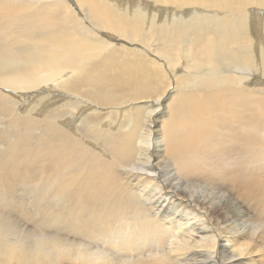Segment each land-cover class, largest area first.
Segmentation results:
<instances>
[{"label": "bare ground", "instance_id": "obj_1", "mask_svg": "<svg viewBox=\"0 0 264 264\" xmlns=\"http://www.w3.org/2000/svg\"><path fill=\"white\" fill-rule=\"evenodd\" d=\"M263 16L264 0H0V189L13 211L0 208V264H264L260 223L220 215L237 191L264 211L252 180L264 88L240 85L264 69L249 47ZM195 182L199 195L185 189ZM32 185L55 200L38 210L63 236L33 239L19 222ZM205 185L226 195L209 189L208 202Z\"/></svg>", "mask_w": 264, "mask_h": 264}, {"label": "rangeland", "instance_id": "obj_2", "mask_svg": "<svg viewBox=\"0 0 264 264\" xmlns=\"http://www.w3.org/2000/svg\"><path fill=\"white\" fill-rule=\"evenodd\" d=\"M152 9L153 8H151V10ZM254 11H252V12L256 13V9ZM263 21H264V16L262 18L259 17V22H258L259 29H260ZM255 31L256 30L253 31V34L258 36L259 34L257 33V31L256 32ZM109 33L110 32L103 31V34L104 35L106 34L105 35V38L106 39L109 38L108 39L109 42L116 43L115 45H120V46H122L124 48H137V49L140 48V49H142L136 43H132V42L131 43H128V42H126V41H124L122 39H119L118 40L117 37L115 35H113V33H110V34ZM260 35H261L260 40L258 42H256L255 44L254 43L252 45L250 44V46H249L250 49H251V51L253 50L252 52H254V54H256V55H259V54L260 55H263L262 52L264 53V51L262 50V48L264 49V44H262V42L264 41V36H263L264 35V31H261L260 32ZM259 51H260V53H259ZM151 52L153 53L154 51L153 50H150V53ZM151 56H152V54H151ZM256 63H255V65L258 68L253 65V69H252L253 76H252V79L251 80H257L259 83H257V85H255V84H253L251 82V80H245V81L241 82L240 85L248 86V84H249V86H250L251 89H257V88H261V87L264 88V72H263L264 69H263V67H261L262 66L261 65V60H258V62L256 61ZM23 93H24V91H23ZM53 93H56V92H52V93L49 94L48 92L44 91V94H47V95H53ZM32 94H33V92H26V93H24V96H23L24 99H23V97H20V98L23 99L22 101H26L28 98H30L31 96H33ZM39 94H41V92H39V91L38 92L37 91L35 92L34 91V95L35 96H37ZM18 110H20V108ZM35 112H39V110H37ZM86 112H88V111H86ZM38 114H39V116H43L45 114V112L42 111L41 113H38ZM260 157H261V161L253 163V166H254V172H253V176H252L253 182L256 181L258 178H263L264 179V155L261 152H260ZM257 171H260L261 173L258 174V175H255ZM254 177H258V178L257 179H254ZM195 183L193 185H197L198 184L197 186H199L200 188L199 187L197 189L194 188V187H192V188L191 187L185 188V185L184 184L181 185V188L182 189L185 188L187 192H193L194 195H199V190L203 186V183H202V186H201V183L200 182H195ZM205 186L208 187V185H205ZM212 186H213V188H212ZM251 186L253 188L254 184L251 185ZM20 187H22V190H21ZM38 188L39 187L36 186V185H32L31 187H27L26 192H25L24 209H27L25 211H28L27 212L28 218H26V217H20V218H18V220H19V222H23V224L25 226V230L27 231V234L29 236L33 237V239L34 238H37V237H41V235L42 236L43 235H46L47 237L49 235H56L58 237H61V236H63L65 234L64 231H66L68 227L66 226V223L62 224L61 222L57 226L54 225L55 227L54 226H52V227L50 226L49 227V226H46L45 225L44 220L41 219V216H40V212L38 210V207H43L45 204L52 205L53 207H55V200L54 199H51L49 197V195L45 194L44 192H39V189ZM24 189H25V187L23 185L20 186V184H19L15 188L10 189V190H12V192L9 189L7 191L6 190L5 191H6V193L8 191L11 192V193H13L16 190V192L13 193V195H15V194L20 193L21 191H24ZM209 189L212 191V193L215 191V192H217V193H219L221 195H226L225 189H224V187L222 185H218V186L211 185V186H209L206 189V191L204 193V195L206 196L205 200H207L208 202L210 201V197L213 196L209 192L210 191ZM19 190H21V191H19ZM228 192H229V190H228ZM3 193H4L3 188H1L0 189V208L7 210L6 212H8L9 214L13 215V211L11 209H7V205H4L3 199L5 198V196H4ZM242 199H244V200H242ZM233 200H234L233 204L224 203L222 205L221 211H223V212H220L219 211L221 216H225L226 218H229V216L230 217H233V216L239 217V216H241L244 220L247 218V220H245V222H246V225L248 224V228L249 227L250 228L251 227H254L258 223H260V228H264V220H263L264 219V211H263V208H262V206H261L260 203L254 202L252 200L245 199L240 194V191H237V193H235V195L232 197V201ZM238 200H239V202H238ZM16 201H19V200H16ZM223 202H225V200L224 201L222 200V203ZM243 203H246V205H244ZM247 207H248V209H247ZM239 213H241V214H239ZM21 214H19V215H21ZM247 222H249V223H247ZM222 224L224 225V223H220L219 226H223ZM52 228H54L53 231H52ZM240 230H243V228H240ZM244 230H246V229H244ZM35 231H37V232H35ZM50 232H51V234H50ZM218 258H219V255H218ZM221 260H222V258H219L218 264H221L222 263Z\"/></svg>", "mask_w": 264, "mask_h": 264}]
</instances>
